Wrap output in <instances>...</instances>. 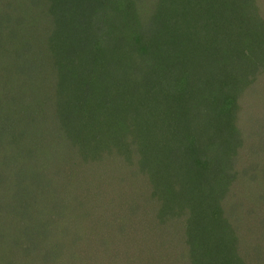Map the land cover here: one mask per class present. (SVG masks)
Returning a JSON list of instances; mask_svg holds the SVG:
<instances>
[{"label":"trees","instance_id":"1","mask_svg":"<svg viewBox=\"0 0 264 264\" xmlns=\"http://www.w3.org/2000/svg\"><path fill=\"white\" fill-rule=\"evenodd\" d=\"M196 1L202 0H147L144 8L138 6L140 0H55V10L62 14L55 19L60 25L50 41L46 36L30 39L28 28L23 29L26 23L18 17V10L31 14L38 4L0 0V264H54L62 259H70L69 264H156L165 261L167 252L174 258L172 249L184 251L179 257L186 264L258 263V258L253 262L243 252L258 249V239L243 243L242 251L222 254L227 250V232L221 229L223 214L231 213L228 216L236 215L243 222L258 212L259 198L264 199L258 191V167L251 161L254 156L258 162V90L239 92L244 84L250 89L247 77L232 80L227 77L230 70L223 66H213L219 75H210L207 86L194 88L192 82L202 64L188 80L191 72L178 68L188 67L189 60L166 51L172 58L166 63L147 57V44L152 51L160 39L157 32H149L176 23L180 9ZM214 2L227 6V12L249 6L258 12L252 0ZM223 19L213 17L218 26L224 24ZM226 21L230 25L228 18ZM258 23L260 47L264 48V19ZM34 28L39 33L44 26L36 22ZM215 33L217 41L225 34L221 29ZM121 44L130 50L112 51ZM250 48L254 47L246 45L235 56L244 67L252 60ZM100 56L114 63L112 73L116 74L106 76L117 80L113 94L101 89V95L95 89L98 82L90 80V71L80 70L92 67L90 63ZM130 57H134L132 61ZM48 60L58 74L54 86L51 77L36 79L40 76L37 69ZM150 60L157 74L150 83L156 88L154 110L149 100L139 97L143 88L138 80ZM258 67L264 77V64ZM53 88L61 90L68 104L61 105L50 96ZM67 90L72 93L66 95ZM85 91L90 96L98 92L106 104L101 97L94 102L81 97ZM110 101L119 110L134 109L137 123L119 127L100 119L102 108L113 106L107 104ZM246 101L253 104L250 113L243 105ZM76 112L86 119L79 132L67 128V116ZM241 122L248 124L246 133ZM129 130L145 133L146 141L154 140L153 146L143 150L133 139L130 148V139L126 140ZM68 134L75 144H66ZM94 185L99 188L92 192ZM122 187L130 193L122 192ZM68 213L73 216L69 226L62 221ZM151 216L155 221L148 220ZM70 230H77L78 236ZM235 230L239 232V227ZM235 230L232 236L237 235ZM77 238L83 241L81 246L76 244ZM184 242L192 246L191 251H185ZM214 242L222 243L212 253ZM102 248L108 257L99 256Z\"/></svg>","mask_w":264,"mask_h":264},{"label":"rangeland","instance_id":"2","mask_svg":"<svg viewBox=\"0 0 264 264\" xmlns=\"http://www.w3.org/2000/svg\"><path fill=\"white\" fill-rule=\"evenodd\" d=\"M69 1L74 3L75 0H69ZM140 1H141V4L138 6L143 7L142 5H144V8H145L147 6V2L145 4V1L147 0H140ZM252 1L255 2V6L252 5V7H254V9H257L258 12L249 10V9H252V8H249L251 6L246 7L242 10L227 12L226 10L227 6L225 5L220 6L218 3H215L214 0H202V1L193 2V5L191 7H188L186 9H180L179 14L176 18V23L170 22V24L167 26L168 28H164V27L159 28L161 26H158V27L153 28V30L149 32V34H151L152 32L153 33L157 32L158 38L160 39L158 41L159 44H154L155 48L152 47L153 49L152 51H150V45L147 44L148 52H149L147 57L166 63L169 59L172 60L171 55L169 54L170 52H172V53L178 54V56L185 58L186 60H189L190 65L188 67L178 68L182 72H185V71L191 72V74H188L189 75L188 80H192L190 79V75L195 74V71H194L195 68L197 70V67L200 64H202V67L200 68V70H197V76H196L195 81L192 82V87L194 88L201 87V86H207L208 80L210 79V75H213V76L219 75V74L214 73L217 69L214 67L223 66L230 70V73L227 77L232 78V80H243L244 78L247 77L246 83L248 84L247 87L250 89H247L244 84L243 90L240 88L239 92L246 93L248 90H254V89L258 90V162L255 161L254 156L251 158V161L254 163V165H256V168L258 167V191H259V194L263 195L264 194V88H262V86L264 85V81L262 80L264 77H263V72H261V69H259L258 67V64H264V53H262L264 52V48L260 47V40L258 37V28H261V25L258 23V26H257L256 22L257 21L261 22L264 19V0H252ZM32 2L36 5L38 4L40 7L39 6L37 8L35 7V10H33L31 14L29 13V14L24 15L22 10L21 11L18 10V17H20L21 23L23 22L26 23V26L23 27V29L28 28L30 39L36 40L42 36H46L51 41V36L54 34L53 31L54 30L56 31L60 25V23L57 22L56 20L61 17L62 13L60 12L58 14V12L55 10V5H56L55 0H40L39 2L38 0H32ZM70 2L68 5H70ZM24 3H27V0H24ZM39 10L41 11V14L39 15H44L43 18H39L38 16V13H40ZM250 15H255L257 17L255 19L254 18L249 19L248 16ZM213 17H224L223 19L224 24L222 26L216 25L213 21ZM24 18H25V21H24ZM227 18L230 20V25L226 21ZM231 19L233 21H231ZM36 22H39L40 24H42V26H44V28L41 29L39 33L36 32L34 28L36 25ZM217 28L224 30V33H225L223 38L219 37L221 39L218 41L215 39V38H218L217 34L215 33V30L218 31ZM255 28H257V30L254 34L248 35V36L245 35L248 33V30H254ZM159 31H160V34H159ZM74 33H76L77 35H80V32L75 31V28H74ZM75 40L78 43H80L81 41L80 38H76ZM54 41H58V40H54ZM161 42H163L162 50L160 48ZM246 45L252 46L254 48H250L251 49V59H252L251 63L244 67L242 60L240 59L236 60L235 56H239L240 54L239 51L242 50V48L246 47ZM127 47L128 46L121 44L119 47H114L112 51L113 52L115 51L118 53L120 50L121 53H125L127 52V50H130V48H127ZM51 48L52 50H54V47H51ZM171 49L173 50L171 51ZM165 51L169 53L166 54ZM83 53L79 55L80 58H82L81 56ZM85 56H86V53L84 54L83 57ZM223 56H228V57L222 58ZM230 57H232V59ZM133 58L134 57H130L129 59L128 58L126 59H128L129 61H132ZM159 58H162V59L159 60ZM47 59L49 58H44L43 60H47ZM43 60H39V61L42 62ZM149 62H150L149 68L142 70L144 79L140 78L138 80L139 83H141L140 88H143L140 91L139 97H142L145 100H149L147 103L154 110L155 107L152 104L153 103L152 101H155L154 93H155L156 88L150 83L152 82L154 76H156L157 74L155 71V68H156L155 63L151 62V60ZM67 63L68 62H66V64ZM90 64H92V67H80V70H82L83 72L90 71L91 73L90 80L98 82L96 84L98 85V87H96L95 89L96 90L100 89L101 95H102L101 89L107 95L108 93L113 94L110 92L116 91L114 88L118 86L117 80L114 79L113 76L111 78L106 77V76H111V74L113 75L116 74V72L112 73V69L114 67L113 61L108 62L107 60L103 59V57L100 56V59L97 60L96 63L92 62ZM143 65L144 63L142 64V66ZM69 68L70 67L66 69V72L68 74L72 73V71H70ZM55 69L56 68L52 70L50 60L46 62L44 61L41 67L37 69V74H39L40 76L36 77V79L42 78V77H48V78L51 77V86L56 85V81L54 80V77L58 76V74L55 72ZM148 76L150 77V80L146 82L147 80H145V78ZM134 78L135 77H133V79ZM132 91L134 93L136 90H132ZM53 92L58 93L59 95L54 96L52 94ZM71 93L72 92L70 90L65 91L66 95H70ZM92 93H93V96H90L91 93H89V91H85L84 93L82 92L81 97H87V99L90 102H94V100L97 98L100 99L101 96H98L97 94L98 92L93 91ZM60 94H63L61 90H58V88H53L50 93V96L54 98H58L59 100L57 102H59V104L61 105L68 104V103H65L66 102L65 97ZM45 95L48 96L49 93H45ZM86 101L83 100L82 102L85 103ZM101 103H104V100L102 97H101ZM104 104H101V107ZM107 104H111L113 106H110L108 109H106V107L102 108V111L99 113L104 114V116H102L100 119L106 120V121L109 120V122L113 126L117 125L119 127L121 126L124 127V125H127V124H129L128 126H134L135 123H137L138 118L136 114L134 113V109H132L133 110L132 112L130 111L129 107H125L119 110L117 106L115 107L114 106L115 104L112 103L111 101ZM86 105H89V104H86ZM243 105L247 109L246 113H250L252 111V106H253L252 103L246 101ZM50 106L51 108H60L59 105H50ZM101 107L99 110H101ZM48 111H51V110L49 109ZM46 114L52 115L49 113H46ZM62 118L65 119V117H62ZM67 118H68L67 128L74 127L77 132L81 130L82 121L86 120L85 117L82 116L81 112L70 113L67 116ZM240 127L243 130V132L248 131V128H249L248 124L245 122H241ZM141 130L143 132L144 126H143V129ZM67 131H70V130H67ZM127 132L128 133L126 135V140L130 139V148L134 146L133 139H136L137 146H139L143 150H144V147L148 145L153 146L154 140L146 141L145 133L143 134L140 132L133 133L131 130ZM113 134L115 135V133ZM144 136L145 138L143 140ZM244 136L245 138L248 137L247 135H244ZM74 141L75 139H73V137L71 138L70 134H68L66 137V144L69 143L70 145H73L75 144ZM115 145L120 149L121 141L117 140ZM65 151L66 149L64 150V152ZM83 153L86 154L85 152ZM37 157H39V155H37ZM129 158L130 160H132L133 155L131 156L129 155ZM50 161H54V160L50 158ZM121 171L122 172L124 171L123 168L121 169ZM110 181L112 183H115V180L113 177H111ZM7 184L8 183H3L2 185L7 187ZM96 184L97 183H95V185ZM95 185L92 188V192L97 191V189L99 188ZM115 186L113 187L114 191L117 190V186H116V190H115ZM101 187L105 189L104 186H101ZM101 191L102 189H100V192ZM121 191L122 192L128 191L130 193V191L125 187H122ZM259 199H260L259 202L261 203V205L258 206V212L255 214L252 213L250 216L246 217V219L243 222H241L242 218L240 219L235 218L236 215H233L230 217L228 215H230L231 213L228 215L223 214L225 216L223 218L225 225L221 229L227 232L226 237H225V247L227 248V250L223 252L222 254L227 253V251L229 254L234 253L236 251H240L243 243L250 242V241L254 243V241H257L258 239V243L256 245L258 249H255L249 254H248V250L246 249H243V252H245V254L247 255V258L251 259L253 262H256V259L258 258L257 264H264V236L261 234V232L264 233L263 232L264 230V207L263 209H261L262 205L264 206V199L263 198H259ZM143 207H140L142 212H144ZM89 208L92 209L91 207ZM165 209L166 208H162V212L165 211ZM163 215H165V217L168 216V214L166 215L165 213H163ZM152 218L153 217L151 216L148 220L155 221ZM72 219H73V216L72 215L70 216L68 213L67 216L62 218V221L66 220L69 226V224H71L72 222ZM239 222H241L240 225L239 226L236 225L235 227V229L239 227V232H238L235 229H233V226ZM154 225L155 223L153 224V226ZM258 226L260 227V229H258ZM93 229L94 228H92L91 233L94 232ZM234 230L237 234L236 236H232V232ZM76 231L77 230H70V233L74 232L73 236L76 237L78 236L76 234ZM155 232H158V230ZM70 233L68 231L69 237H70ZM112 233H113V229L109 230L106 233L107 235L106 237L110 238ZM94 238H95V233H94ZM75 242L77 245L81 246V242L83 241L77 238ZM189 243L193 244V239H190ZM221 243L214 242V245L211 248V251L213 250L212 253L214 252V249L217 246H221L220 245ZM191 248H192L191 245H189L187 242L186 243L184 242V249L186 252H188V250L191 251ZM168 249L169 248H166L167 251ZM257 250L259 253H257ZM181 251L182 250L172 249L171 253L174 255V258L169 257L168 256L169 253L167 252L165 261L164 259H161V262H158L156 264H186L187 261L183 262L180 260V257H181L180 255L184 253V251L182 252ZM111 252L115 253V250L111 249ZM202 253H205V251H203ZM99 256L108 257L105 249L103 248L101 249V253ZM198 258H202V257L198 255ZM84 260L89 261V258L84 256ZM64 261H66L67 264L71 263L70 259H67V260L62 259L58 262H55L54 264H64ZM246 262L247 264H253L252 262H249V261H246Z\"/></svg>","mask_w":264,"mask_h":264}]
</instances>
